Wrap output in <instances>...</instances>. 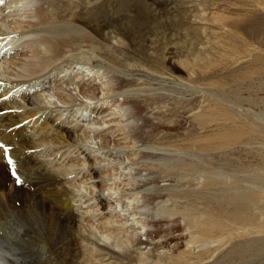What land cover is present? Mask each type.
<instances>
[{"label":"bare ground","instance_id":"6f19581e","mask_svg":"<svg viewBox=\"0 0 264 264\" xmlns=\"http://www.w3.org/2000/svg\"><path fill=\"white\" fill-rule=\"evenodd\" d=\"M109 2L70 0V7L47 14L32 0H0L1 13L10 14L13 9L6 17L12 21L4 19V30L0 26V64L5 67L6 79L0 80V143L10 149L8 153L0 149V264H264V127L250 114L251 108L264 114V0L221 1L225 16L214 23H220L224 36L208 39L211 52L201 49V57L194 62L224 68L222 90L210 101V87H198L191 81L199 77L194 68L193 78L182 85L194 86L202 93V100L195 104L196 113L189 108L178 115L172 110L179 105L176 99H171L176 105L172 109L162 111L156 106L161 93L167 91L166 65L171 63L181 70L177 53L158 44L153 53L142 58L136 43L146 39L143 29L158 27L149 24L156 9L148 0H139L134 3L137 17L107 22L103 17L108 16ZM16 36V42L6 41ZM73 41L81 43L69 46ZM112 41L117 44L113 46ZM106 45L111 50L103 47ZM112 52L134 64L123 65ZM61 65L66 66L62 74L58 72ZM85 69L89 76L110 82H102V87L94 81L87 83ZM136 74L147 82L132 80ZM148 76L163 87L154 88ZM63 81L75 84L91 106L78 101L62 86ZM7 84L20 85L19 89L31 85L32 92L22 93L23 105L12 101ZM123 88L126 90L121 92ZM42 90L55 91L60 103H53L55 111L68 112L77 118L75 121L82 117L76 116L75 107L90 108L104 119L108 128L94 130L101 138L103 153L94 155L98 150L86 144V129L83 134L76 133L49 114L51 107L38 94ZM101 92L105 100L98 97ZM216 101L222 110L212 107ZM141 102L155 105L154 115L161 119L174 115L185 118L187 126L184 128L181 120H160L152 127L157 138L154 151L146 153L137 146L144 143L142 132L149 124L142 117L146 108ZM157 126L166 129L163 136H157ZM217 134H221L219 149L211 144L217 140L211 137ZM120 150L132 163L148 157L177 161L172 165L142 164L148 172L174 177L180 186L172 197L185 202L183 209L173 202L166 211L169 219L165 224L171 225L167 230L160 227L145 235L155 241L165 238L155 247L161 249L168 246L172 229L184 224L185 250L174 246L170 255L140 250L144 244L137 223L129 224L116 211L113 192L123 194L115 199L116 205L127 199L138 212L156 199L145 189V182L114 187L111 162L106 158L109 152ZM218 151L216 156L221 155L222 161L215 162L217 170L228 173L229 178L225 180L227 175L223 174L226 177L219 183V192L208 197L210 155ZM197 162L205 181L201 188L191 190L188 183L182 184L187 175L196 173ZM210 183L217 185L215 180ZM211 202L216 204L215 210H211ZM138 223L145 229L157 224L144 219ZM107 241L112 242L110 246ZM211 249L219 255L214 256Z\"/></svg>","mask_w":264,"mask_h":264},{"label":"rangeland","instance_id":"374dc122","mask_svg":"<svg viewBox=\"0 0 264 264\" xmlns=\"http://www.w3.org/2000/svg\"><path fill=\"white\" fill-rule=\"evenodd\" d=\"M98 3L102 2L104 0H97ZM139 0H110V2L107 5V12L108 14L107 17H103L105 21H114L118 20L120 21V17L124 18V21H127L129 17L136 16L137 17V10L136 6L134 5L135 2ZM222 0H148V3L150 4V7L155 8V13L157 14L152 16H149V24L152 26H158V27H153V28H145L143 29V34L146 35L145 40H140L137 41L136 43L138 44V51L139 54L142 58H147L149 55L147 53H153V48L154 46L160 44L162 46H167L169 48H172L175 50L176 55V60L179 61L177 65L181 68V70H176L174 65H171V63L167 66L166 65V77H167V84H164L165 88L167 91L162 92L160 96H163L162 99L157 101L158 107L162 108L164 110L166 109H172L174 101L172 102V98L176 99L178 104L176 106V109L174 107L173 112L175 114H179L183 112V110H188L189 108L193 109L194 112L196 113L198 109L195 107L199 104V101H201V95L202 93L199 90H194L190 87L185 86V84L182 85V83H187L188 79L190 77L193 78L192 75V70L195 68L197 69V73L199 75L198 79H191L193 85L195 86H202V87H210L209 89L211 90V94L209 95L210 101H213L216 99V96H218V93L222 90V85L225 81V79H222L223 77V70L224 68L221 69V67H217L216 65L209 66L205 61H200V62H194L197 60V58L201 57L198 53L200 50H205L207 53L211 49L208 48V45L206 44L208 39H212L214 37H223V32L219 30V25L220 23H214V21L218 18L224 17L225 12L224 8L225 6L221 2ZM32 2L35 5L41 6L43 10L49 14L53 13L59 10H62L65 7H70V0H32ZM105 4H107L105 2ZM157 7V8H156ZM54 10V11H53ZM13 12V9L11 10ZM12 12L10 14H12ZM3 16H2V15ZM7 12L1 13L0 11V26L2 27L3 25L1 23H5L4 19L8 15H10ZM6 15V16H5ZM104 15V14H103ZM12 21V18L7 20V23ZM172 21H175L174 24H172ZM6 27H2L4 30ZM152 29V30H151ZM13 36V35H12ZM148 37V38H147ZM17 38V39H15ZM14 41L16 42L18 40V36L13 37V38H7L6 41ZM126 43H129V41H125ZM140 42V43H139ZM8 44H13L10 42H7ZM6 43V44H7ZM81 41H73L71 43H68V45H78L80 44ZM113 46H115L117 43L116 41L111 42ZM143 43V44H142ZM110 44V43H109ZM140 45V46H139ZM145 45V46H144ZM98 46V44H96ZM109 46V47H108ZM107 50H111L110 45L103 46ZM6 48L5 46L2 47ZM152 50V51H151ZM114 56H119L121 57L118 52H112ZM188 56V57H187ZM122 59V58H120ZM123 60V65L130 66L134 64L133 62L130 61H124ZM129 64V65H128ZM125 65V66H126ZM4 65L0 64V80L1 81H6L5 79V69ZM66 70V66L61 65L59 67L58 72H64ZM86 70V69H85ZM59 73V74H60ZM62 74V73H61ZM74 75V73H69ZM87 74V75H86ZM101 74V75H100ZM97 75L102 76L103 74L100 73ZM85 76V81L87 83H96L97 86L102 87V82L103 83H109V79H104L102 82L100 81V78L89 76V73L86 72L84 73ZM142 75V74H141ZM88 77V78H87ZM136 79L132 80H138V81H143L147 82L146 79H142L143 77L140 76L139 74L135 75ZM149 79L153 82L154 88L163 87L159 84L155 78H151L148 76ZM126 80V79H125ZM94 81V82H93ZM69 81H63L61 84L62 86L71 91L72 94L76 97H78V101L83 102L87 105L91 106V103L88 102L78 91L76 88L75 84L69 83ZM39 85V84H36ZM182 85V86H181ZM264 85V82L262 84V88ZM20 85H15V84H7V88L10 87V93H13V102H17L20 104H24L22 98V93L26 90H29V93L32 92L30 86H24L22 85L19 89ZM42 89V88H41ZM133 89V88H132ZM135 89V88H134ZM17 90V91H16ZM51 90V89H49ZM126 90L123 88L121 90L124 91ZM130 90V89H129ZM20 91V92H19ZM100 92V91H99ZM159 93V92H155ZM38 94L41 95L43 102L51 107L50 110H52L49 114H51L53 117L57 118L59 122H63L64 126L67 128L69 127L71 130H75L76 133L83 134L84 129H86L87 134V140L86 144L90 145L94 150H98L94 153L100 154L103 153L102 149V141L101 138H97L95 136V131L97 128L100 130L108 128V124L103 123L104 119L101 118V116H96L95 113H93V110L90 108H83V107H75L74 110L75 112L77 111V115L79 116L81 114L82 117H80V120H77V118L74 116H70V113H66L63 110L60 111H55V106L54 102H58L56 99L57 97L55 96V91H50L47 93V90H42ZM147 93H145L146 95ZM261 96V95H260ZM98 97L101 98L102 100H105L106 97L103 96V92L98 93ZM168 97V98H164ZM257 97V96H256ZM264 97V94L262 95ZM258 98V97H257ZM261 98V97H260ZM122 99V98H121ZM196 99V100H195ZM141 100V99H140ZM260 99H258L259 101ZM60 105V103L58 102ZM196 104V106H195ZM100 105V104H99ZM106 105L110 104L106 103ZM104 105L105 107H107ZM141 107L145 109V111L142 113V117L146 118L149 120V124H147L142 132V136L144 139V143L138 144V148H140L143 151H146V153L153 152L154 150L152 149L153 146H156L155 141L157 138L154 137L153 135V125H157V123L160 120H166L167 122L170 121H180L182 126L185 128L187 120L185 118L180 119L179 117L176 118V116H168L165 117L164 119H161L158 115H154L155 110H153L156 106L155 105H150V103H145L141 102L140 103ZM95 106V105H94ZM213 108H216L217 110H222V106L220 105L219 101H216L213 105ZM83 110H82V109ZM49 110V111H50ZM184 110V111H185ZM250 112L251 116L253 117V120L255 123L259 124L260 126L264 127V114H262V111L260 110H255L253 109ZM58 112V113H57ZM75 114V113H74ZM59 115V116H58ZM169 118V119H168ZM173 118V119H172ZM72 119V120H71ZM158 119V120H157ZM172 119V120H171ZM169 120V121H168ZM71 122H73L71 124ZM138 124H141L142 121H138ZM214 128H211L209 131L211 132ZM163 130H166L165 128H160L159 126L156 127L157 131V136H163ZM207 137H210L209 133L205 134ZM220 135L217 134L216 136H212L211 138H217L216 141L211 140V144L214 147H217L218 149L221 146L220 142ZM197 137V135H196ZM253 148H257V145H252ZM100 149V150H99ZM123 150L117 151L118 153H113L110 155L107 154L108 160H110L111 165L109 166V169L112 170V174H114V180L112 184L114 187H118V185H121L123 183V186H126L125 188H128L130 184H136V185H143L147 184V188L145 189H150L151 195H155L154 198L156 201H153V203L145 210H142L141 212H138V210L133 209L132 203L130 200L124 199V202H121L120 205H116L117 202H115V199L120 198L123 196L121 191H114L113 194L114 198L112 202L115 203V208L116 211L119 212L122 215V218H126L129 220V224H136L138 227V233L140 235V240L144 244L141 246L140 250L144 251L145 253L151 252L154 255L158 254H168L170 255L169 249L173 248L176 246L179 251L185 250L186 246V238L183 236V225L175 227L172 229V232L169 234V239L170 242L167 243L168 246L162 247L161 249H156L158 245H160L165 238L162 240H150L147 238L146 231L153 232L157 230L160 227H163L164 230H167L168 226L170 227V224H165L168 221V216L166 215V211L170 210L172 208V203L174 202L178 209H183L185 206L184 201H177L174 200L172 197V193L178 192L179 190V182L176 181L174 177H167L165 176L164 173H161L160 171H153V172H148L145 169V166L142 164L146 163H158V164H167V165H172L176 163L177 161L175 160H159V158H152L150 159L149 157L141 160V161H136L135 163H132L131 161L128 160L127 155L124 153ZM106 153V152H105ZM105 153L100 155V156H105ZM217 153H220V151L211 154L210 155V166L208 170V178L206 180L207 182V188L206 192L208 197H214L220 189L219 183L223 180L222 176L227 175L225 172H221L217 170V165L215 162L219 163L222 161V156H216ZM110 155V156H108ZM105 165L108 166V163H104ZM142 165V166H140ZM142 167V168H141ZM197 169L196 173L194 175H187L185 181L182 185L185 186L187 183L191 186V190L196 189V188H201L203 182L205 181L201 176L200 172L203 170L202 166H200V163L197 162ZM116 168V169H115ZM115 169V170H114ZM141 169V171H140ZM126 174V175H125ZM229 176L227 175L225 180H227ZM215 180L217 182L216 186L211 185L210 181ZM136 182V183H134ZM78 182H76L77 184ZM125 183V184H124ZM127 184V185H126ZM129 184V185H128ZM121 185V188H123ZM88 187V186H87ZM130 187V186H129ZM170 190H173L171 192ZM84 192V189H83ZM85 193V192H84ZM109 191H106V195L109 196ZM159 193V194H158ZM165 196V199H162V197ZM161 197V198H160ZM131 204V205H130ZM211 210L216 209V204L211 202ZM141 219H144L147 222L150 223H157L155 226H149L142 228V224L138 223ZM178 225V223H177ZM183 236V237H182ZM212 242V240L210 241ZM108 245H111V241H107ZM156 247V248H155ZM200 249H196V252H198ZM210 251L214 252V256L219 255V251L216 252L215 249H211ZM210 252V253H212ZM208 261H211L210 259Z\"/></svg>","mask_w":264,"mask_h":264},{"label":"snow or ice","instance_id":"6c2138e0","mask_svg":"<svg viewBox=\"0 0 264 264\" xmlns=\"http://www.w3.org/2000/svg\"><path fill=\"white\" fill-rule=\"evenodd\" d=\"M0 149H3V151L5 153H8L10 151V149L8 147H6L3 143H0ZM9 163L11 164L12 163V160L11 158H9ZM13 175H15V171H13ZM17 181L19 183H22V181L19 179V177H17Z\"/></svg>","mask_w":264,"mask_h":264}]
</instances>
